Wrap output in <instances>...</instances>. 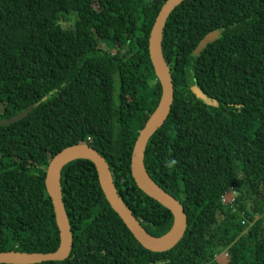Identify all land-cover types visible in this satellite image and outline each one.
<instances>
[{"label": "trees", "instance_id": "1", "mask_svg": "<svg viewBox=\"0 0 264 264\" xmlns=\"http://www.w3.org/2000/svg\"><path fill=\"white\" fill-rule=\"evenodd\" d=\"M168 1L0 0V120L40 103L0 127V254L59 249L46 175L76 144L105 158L151 237L172 231L173 214L131 170L162 97L149 41ZM214 32L220 39L195 55ZM163 52L175 97L145 167L184 207L185 237L168 252L145 249L108 203L95 165L76 160L61 175L73 249L66 261L42 264H220L226 252L228 264H264V0H186L167 22ZM230 192L233 205L223 202Z\"/></svg>", "mask_w": 264, "mask_h": 264}, {"label": "water", "instance_id": "2", "mask_svg": "<svg viewBox=\"0 0 264 264\" xmlns=\"http://www.w3.org/2000/svg\"><path fill=\"white\" fill-rule=\"evenodd\" d=\"M186 0H169L161 9L149 41V52L156 76L162 87L160 104L151 116L144 129L140 132L132 153L131 170L139 189L168 209L174 216L172 231L163 238L151 237L141 226L137 218L121 199L115 186L109 164L98 151L86 144H76L60 151L50 162L46 175V189L52 199L57 225L60 231V246L55 253H21L5 252L0 254V264H42L46 262L66 261L73 249V233L66 212L61 190V175L63 169L76 160L92 162L98 172L101 188L111 208L119 215L136 240L147 250L164 253L174 249L185 237L188 228V218L182 204L174 197L161 190L149 177L145 167V153L151 138L164 126L168 120L174 103V86L172 75L163 52V36L167 22L172 13ZM221 33L209 34L197 48L199 55L209 43L219 40ZM195 95L209 103L208 97L197 87L193 88ZM40 106V103L30 106L10 120H0V127L14 125L29 116Z\"/></svg>", "mask_w": 264, "mask_h": 264}, {"label": "built area", "instance_id": "3", "mask_svg": "<svg viewBox=\"0 0 264 264\" xmlns=\"http://www.w3.org/2000/svg\"><path fill=\"white\" fill-rule=\"evenodd\" d=\"M223 202H224L225 204L233 205L234 202H235V194H234L233 192L227 193V194L223 197ZM220 257H222V258L225 257L226 259H229V255H228L227 252L224 253V254H222L221 256H219V257L217 258V260H218ZM218 262H219L220 264H222L219 260H218Z\"/></svg>", "mask_w": 264, "mask_h": 264}, {"label": "rangeland", "instance_id": "4", "mask_svg": "<svg viewBox=\"0 0 264 264\" xmlns=\"http://www.w3.org/2000/svg\"><path fill=\"white\" fill-rule=\"evenodd\" d=\"M75 17H70V18H67V19H63L62 21H63V25L64 26H72V25H74V22H75ZM113 52L115 53V50H113ZM222 264H228V262H229V259H226L225 257H220L219 259H218Z\"/></svg>", "mask_w": 264, "mask_h": 264}, {"label": "clouds", "instance_id": "5", "mask_svg": "<svg viewBox=\"0 0 264 264\" xmlns=\"http://www.w3.org/2000/svg\"><path fill=\"white\" fill-rule=\"evenodd\" d=\"M175 163H176V161H175V160L171 161V164H173V165H174Z\"/></svg>", "mask_w": 264, "mask_h": 264}]
</instances>
